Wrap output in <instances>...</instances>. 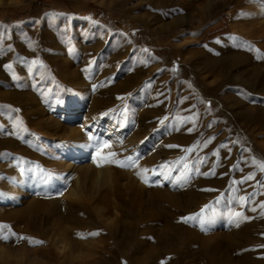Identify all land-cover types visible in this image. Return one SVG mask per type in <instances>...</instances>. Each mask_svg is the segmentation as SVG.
Instances as JSON below:
<instances>
[{"label": "rangeland", "instance_id": "rangeland-1", "mask_svg": "<svg viewBox=\"0 0 264 264\" xmlns=\"http://www.w3.org/2000/svg\"><path fill=\"white\" fill-rule=\"evenodd\" d=\"M261 163L264 0H0V225L44 241L10 258L264 264Z\"/></svg>", "mask_w": 264, "mask_h": 264}, {"label": "snow or ice", "instance_id": "snow-or-ice-1", "mask_svg": "<svg viewBox=\"0 0 264 264\" xmlns=\"http://www.w3.org/2000/svg\"><path fill=\"white\" fill-rule=\"evenodd\" d=\"M143 51L146 52L147 49H144ZM258 58H260V57L258 56ZM188 119L194 122L195 117L194 116L193 117H189ZM208 142H210V141H206L205 144H207ZM104 146L105 147H108L109 145H107V143L105 142V145ZM169 147H176V146L169 145ZM221 147H225V145H221ZM186 151L191 152V151H193V149L188 148V149H186ZM115 155H116L115 153H110L109 154V157H115ZM94 162L97 163V166L98 167L99 166H102L99 161H96L95 160V158H94ZM105 162L106 163H116L120 167H136L138 169V171L136 173L137 176H139L141 178V180L143 182H145V183H148V179L146 178V176L144 175V173H147V172L151 171L153 174H157L156 169H152V170H149V169H139V166H138V157H134V156H128L124 160H120V161H117L115 159H108V158H106L105 159ZM252 162L254 164L257 163V161L255 160V158H253V161ZM259 167H260L261 171H264V163L259 164ZM160 168L163 169V168H165V166L164 165H161ZM185 169H186V172L184 174L178 175L175 178L177 181H183L184 183H187L189 181V179L191 177H190V175L188 173L191 171V169H188L187 168V165H185ZM197 172H198V169H197ZM160 174H163L165 176V178L167 179L168 176L170 175V171L168 173H160ZM253 178H254L253 175H249L245 179L251 180ZM261 207H264V205H261ZM203 212H204V210L202 209L200 213H198V214H196L194 216L185 217V218H182V219L185 222H187L188 220H197L198 219L199 224L203 228L206 223L210 222V221H208V220H206L204 218ZM237 215H239V214H237ZM4 227L5 226L0 225V229H2ZM89 235H98V233H90ZM11 236H16V234L15 233H11L9 235V234H3L2 232H0V240H3L5 242H7L11 238ZM20 239H27L30 244H40V243H43L42 241L33 240L30 237H22V236L17 237V240H20Z\"/></svg>", "mask_w": 264, "mask_h": 264}, {"label": "bare ground", "instance_id": "bare-ground-1", "mask_svg": "<svg viewBox=\"0 0 264 264\" xmlns=\"http://www.w3.org/2000/svg\"><path fill=\"white\" fill-rule=\"evenodd\" d=\"M96 192H99V187L98 188H95L94 189ZM112 190V192H115V190H116V187H114V188H112L111 189ZM108 193H110V191H106L104 194H108ZM107 199V198H106ZM106 201V200H105ZM104 201V202H105ZM107 204V203H106ZM104 207V209H106L107 207H105V206H103ZM108 210H109V208H107V212H108ZM108 217H109V215H108ZM18 230H19V234H17L16 236H11V238L8 240V241H14L13 243L15 244V245H11V244H7L5 241H3V240H0V264H20L19 263V261H17V256H18V258H19V256L20 255H13V257L14 256H16L15 257V261L16 262H13L12 261V258H10V254H11V252H9L10 250V248H14V249H16L17 251H20L22 254H29V252H31V248H29L28 246H27V243H26V241L24 240V241H22V239H20V240H17V237H20V236H22V237H27V236H25L23 233H21L20 232V230L21 231H27V230H25V229H23L22 227H19L18 228ZM0 232H2L3 234H11L10 232L9 233H5V231L3 232V230L2 229H0ZM45 239H46V243H45V245L44 246H41V247H38V248H36L35 249V252L36 253H38L40 250H42V252L44 253V255H45V257L46 258H48L49 259V257H51V255L52 254H54V252H55V250L58 248H63L64 246H63V241L64 240H58V239H53V240H51L50 238H48V237H45ZM22 241V242H21ZM44 242V241H43ZM10 243V242H9ZM65 244V243H64ZM65 248L66 247H64V250H65ZM63 250V251H64ZM41 252V251H40ZM32 255V254H31ZM23 257H24V255H22ZM29 258V257H28ZM27 259V258H26ZM19 260H20V258H19ZM29 261V260H28ZM73 262V261H72ZM32 263V262H31ZM23 264V263H22ZM25 264H30V262L29 263H25ZM35 264H44V263H42V262H39V261H36L35 262Z\"/></svg>", "mask_w": 264, "mask_h": 264}]
</instances>
